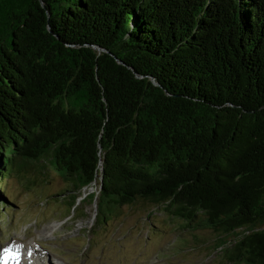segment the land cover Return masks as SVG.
<instances>
[{"label": "trees", "instance_id": "obj_1", "mask_svg": "<svg viewBox=\"0 0 264 264\" xmlns=\"http://www.w3.org/2000/svg\"><path fill=\"white\" fill-rule=\"evenodd\" d=\"M33 166L98 221L150 203L264 264V0H0L4 209Z\"/></svg>", "mask_w": 264, "mask_h": 264}, {"label": "rangeland", "instance_id": "obj_2", "mask_svg": "<svg viewBox=\"0 0 264 264\" xmlns=\"http://www.w3.org/2000/svg\"><path fill=\"white\" fill-rule=\"evenodd\" d=\"M42 169L30 167L31 180L7 179L9 208L0 206V251L14 239H26L37 247L26 249L29 264H227L212 230H180L164 212L150 213L146 202L125 205L119 215L98 221L96 202L78 200L71 207L63 194L52 197L67 183L50 166ZM99 182L82 189L81 197L98 193Z\"/></svg>", "mask_w": 264, "mask_h": 264}, {"label": "water", "instance_id": "obj_3", "mask_svg": "<svg viewBox=\"0 0 264 264\" xmlns=\"http://www.w3.org/2000/svg\"><path fill=\"white\" fill-rule=\"evenodd\" d=\"M40 2H41L42 5H44V0H40ZM46 13H47V15H48V17H49V16H50V12H49V10H47ZM47 27L49 28V30H52V29H51V25H50L49 23L47 24ZM67 44H68V45L75 46V44H73V43H67ZM87 45L92 46L94 49H96V50L98 51V53H100V52H108L109 54H111V55H113V56L115 57V59L117 60L118 63H121V64H125V65H127L125 61H123V60L120 59L119 57H117V56H115L114 54H112V52L109 51L108 49H106V48H104V47H101L100 45H97V44H87ZM127 66H128L129 68H131V69L133 70V72L135 71L133 66H131V65H127ZM135 74H136V76H137L138 78L143 77V75L140 74L139 72H135ZM148 77L150 78V80H151L155 85H160L159 81H158L154 76H152V75H148ZM53 196H56V194H53Z\"/></svg>", "mask_w": 264, "mask_h": 264}, {"label": "bare ground", "instance_id": "obj_4", "mask_svg": "<svg viewBox=\"0 0 264 264\" xmlns=\"http://www.w3.org/2000/svg\"><path fill=\"white\" fill-rule=\"evenodd\" d=\"M60 222H58V223H55V224H59ZM55 227V226H54ZM18 251H19V248H18ZM28 252H30V249H28L27 250ZM10 253V252H9ZM19 257V255H18V253H16V254H14V255H8V257L6 258V260H8V264H12L13 263V261L15 260V259H17ZM27 262V261H26Z\"/></svg>", "mask_w": 264, "mask_h": 264}]
</instances>
